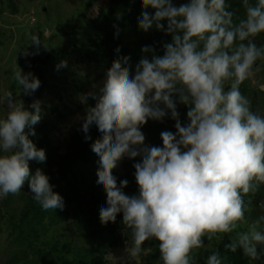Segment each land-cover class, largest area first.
Listing matches in <instances>:
<instances>
[{
  "label": "clouds",
  "instance_id": "9594fccd",
  "mask_svg": "<svg viewBox=\"0 0 264 264\" xmlns=\"http://www.w3.org/2000/svg\"><path fill=\"white\" fill-rule=\"evenodd\" d=\"M242 6L239 17L228 0H141L139 30L163 32L170 42H162V54L155 45L143 46L134 70L118 46L102 82L85 94L95 103L78 116L80 130L86 140L93 125L101 133L91 144L99 157L96 183L106 192L99 219L107 224L122 214L131 230L127 254L132 259L154 239L162 264H197L205 239L225 236L224 247L232 253L239 249L253 261L264 254V214L249 221L245 201L264 186V115L253 111L240 91L250 81L264 92V82L257 79L264 70V44L256 43L264 34V0H242ZM120 31L116 27L115 36ZM41 43L32 36L37 54ZM64 67L67 61L57 70ZM13 78L19 96H31L41 85L21 68ZM0 103L7 109L0 117V199L18 194L28 181L43 210L63 209L64 198L53 191L49 177L41 168L33 173L29 165L47 158L29 138L42 118V102L34 100L26 108L5 90ZM178 105L187 108L185 124ZM166 117L175 121V133L162 131V146L146 144L142 127ZM125 157L139 158L133 164L134 195L124 192L129 181L118 182L114 174ZM226 259L214 250L207 264H225Z\"/></svg>",
  "mask_w": 264,
  "mask_h": 264
},
{
  "label": "rangeland",
  "instance_id": "374dc122",
  "mask_svg": "<svg viewBox=\"0 0 264 264\" xmlns=\"http://www.w3.org/2000/svg\"><path fill=\"white\" fill-rule=\"evenodd\" d=\"M109 0H0V96L5 90L24 101L27 108L34 100L42 102V118L51 127V141L66 151L73 132L81 125L79 117L86 114L87 107L95 101L85 99V94L98 86L104 79L109 62H94L87 58L91 38L101 40L103 32L96 30L91 19L100 16L108 7ZM237 16H244L240 0H228ZM256 0L252 1L255 3ZM33 35L42 41L38 49L31 44ZM258 45L264 44V34L256 38ZM46 46V47H45ZM29 53L28 56L24 52ZM58 52L47 64L46 57ZM41 60L37 65L35 60ZM61 61H67V67L57 70ZM137 62L131 63L134 70ZM42 69V75L36 68ZM21 68L23 72H32L41 81L36 96H19V86L13 78V72ZM257 79L264 82V70ZM240 91L247 96L253 111L264 115V92L259 91L250 81H245ZM31 110V109H30ZM180 116L186 115L187 108L178 105ZM6 107L0 103V117L6 115ZM141 131L145 134V143L162 146L160 133L172 131L170 127L158 126L148 121ZM35 138L40 135L35 131ZM136 160L125 157L114 169L119 180L127 179L129 185L124 189L128 195L138 192L133 164ZM99 161V160H98ZM98 161L92 166L97 174ZM32 172L39 168L34 161L29 162ZM72 179V177H69ZM64 191L55 184L53 191ZM68 194L69 191L67 192ZM33 199L26 181L18 194H10L0 199V264H73L84 256L101 255L109 264H162L160 258L154 260V245L145 243L143 252L132 259L127 254L131 246V230L127 227L116 232L113 237H95L90 225H96L95 217L85 210H78L75 203L64 201L63 209L43 210ZM248 205L246 217L249 221L264 214V186L255 194L245 197ZM99 218V217H98ZM100 220V219H99ZM243 230V229H241ZM76 236V237H75ZM229 242L227 236L221 240L205 239V247L196 253L197 264L207 258L206 253L219 250L221 257L230 251L224 245ZM71 244L69 253L62 247ZM56 248V250L54 249Z\"/></svg>",
  "mask_w": 264,
  "mask_h": 264
},
{
  "label": "trees",
  "instance_id": "16d2710c",
  "mask_svg": "<svg viewBox=\"0 0 264 264\" xmlns=\"http://www.w3.org/2000/svg\"><path fill=\"white\" fill-rule=\"evenodd\" d=\"M242 2V0H240ZM254 0H250L252 3ZM187 0H173L174 4L185 3ZM142 11L141 0H109L108 7L100 13V16L91 19L92 26L103 32V38L98 40L96 37L91 38L90 48L87 52V58L94 62H109L112 64L116 59L117 53L115 49L119 46L120 55L128 56L130 64L138 62L142 56L141 49L143 46L155 45L159 54H162V42H170L171 37L163 32L155 29L145 33L138 28L137 19ZM121 16V19H117ZM121 29L119 36H115L116 27ZM60 53L53 52L49 54L43 64H47L51 58L58 57ZM41 60H35V64ZM36 68L42 75V69L39 66ZM37 92L33 94L36 96ZM182 124L187 123V116H180ZM158 126L170 127L175 133V121L166 117L163 122L149 120ZM81 125L73 132L66 151L61 152V149L55 146L51 141V127L46 119L41 118L40 122L34 126L35 131L40 135L39 138L30 136L37 148H42L46 152V161L36 163L42 171L49 177L52 185L59 184L64 191H59L64 201H69L76 204L78 210H85L88 215L91 214L96 218V225H90L93 236L104 237L108 234L110 237L126 226L122 223V214H118L115 222L102 224L99 220V210L106 203V192L103 187L96 183L98 177L92 171V166L96 164L99 157L91 150V144L98 138L101 133L95 125L90 128L89 135L91 140L85 139V134L80 130ZM72 177L70 179L69 177ZM69 191L70 194L67 192ZM31 203L38 204L33 199ZM76 237V236H75ZM154 245V260L160 258L159 242L149 240L145 243ZM56 250V248H54ZM72 250L71 244H66L62 247V252L69 253ZM212 252L206 253L209 256ZM225 264H264V254L258 260H251L244 256L241 250L235 253H228ZM73 264H109L101 255L84 256L75 260ZM201 264H207V258Z\"/></svg>",
  "mask_w": 264,
  "mask_h": 264
}]
</instances>
